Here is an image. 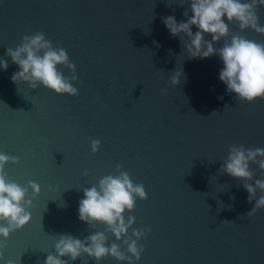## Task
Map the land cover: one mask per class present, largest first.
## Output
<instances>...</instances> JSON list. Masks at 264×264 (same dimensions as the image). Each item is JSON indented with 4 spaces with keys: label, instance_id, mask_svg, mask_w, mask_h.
Masks as SVG:
<instances>
[{
    "label": "water",
    "instance_id": "obj_1",
    "mask_svg": "<svg viewBox=\"0 0 264 264\" xmlns=\"http://www.w3.org/2000/svg\"><path fill=\"white\" fill-rule=\"evenodd\" d=\"M171 2L0 0V56L9 63L0 69V151L18 157L4 171L11 181L41 187L31 222L0 239V264H44L61 233L83 239L103 231L110 245L115 237L105 225L78 218V203L83 187L118 174V165L147 192L130 213L134 228L151 229L138 242V264H264V207L249 213L255 201L243 182L220 171L231 145L264 148V98L250 103L229 93L218 78V55L187 58L162 17L183 20L190 5ZM258 16L264 24V7ZM36 32L67 50L78 95L12 81L18 65L7 48ZM231 34L264 43V34L235 23L227 39ZM180 68L185 77L174 85L170 77ZM251 169L264 178L256 164ZM64 259L96 264L86 255ZM101 264L127 262L108 256Z\"/></svg>",
    "mask_w": 264,
    "mask_h": 264
},
{
    "label": "clouds",
    "instance_id": "obj_2",
    "mask_svg": "<svg viewBox=\"0 0 264 264\" xmlns=\"http://www.w3.org/2000/svg\"><path fill=\"white\" fill-rule=\"evenodd\" d=\"M179 4L190 5L183 13L185 19L178 21L175 15H166L162 22L172 36L181 39L187 58L204 59L218 55L223 63L218 78L229 93H235L240 100L250 103L264 98V43L239 34H231L227 39L233 23L241 30L251 29L264 34V24L260 23L258 16L264 0H182ZM194 26L196 31H193ZM207 35L211 39H206ZM220 41L223 45L216 47ZM6 56L18 65L11 77L14 83L26 82L32 89L44 86L61 95L79 94L73 83L79 79L75 63L70 60L67 50L54 45L44 32L25 35L21 44L7 48ZM61 65L70 69L72 75L66 76L60 70ZM8 67V60L0 56V69L7 70ZM183 77L185 73L180 68L171 75L170 82L178 85ZM100 145V140H92V151L98 152ZM10 161L16 163L18 157L0 151V239L4 240L31 222L33 198L41 192L40 185L34 181L25 186L9 180L4 169ZM251 164L264 171V148L231 145L220 169L243 182L248 200L255 201L249 213L264 207V178H255ZM117 171L118 174L103 176L97 184L83 187V196L78 203V218L88 225H105L115 240L109 245L103 231L92 232L83 239L68 233L58 234L55 251L47 255L44 264H69L64 257L76 261L85 255L94 259L96 264H101L108 256L127 264H138L144 252L138 242L151 229L134 228L136 217L130 213L135 210L137 198L147 199V192L144 185L135 183L121 166H117ZM116 241H122L126 250ZM3 257L0 251V260ZM7 264H16V261L8 260Z\"/></svg>",
    "mask_w": 264,
    "mask_h": 264
}]
</instances>
